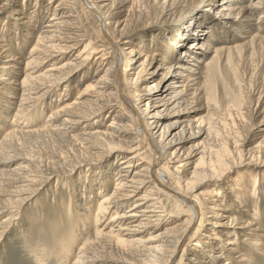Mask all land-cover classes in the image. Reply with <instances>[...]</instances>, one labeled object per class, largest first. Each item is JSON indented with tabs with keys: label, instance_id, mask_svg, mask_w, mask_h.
<instances>
[{
	"label": "bare ground",
	"instance_id": "bare-ground-1",
	"mask_svg": "<svg viewBox=\"0 0 264 264\" xmlns=\"http://www.w3.org/2000/svg\"><path fill=\"white\" fill-rule=\"evenodd\" d=\"M187 1L13 0L15 22H0L7 27L0 34V235L53 179L48 167L65 168L70 181L65 195L51 199L59 214L46 221L50 242L34 250L36 264H172L177 255L175 264L264 260L261 207L243 206L255 198L257 177L243 173L226 188L194 191L220 186L244 155L264 158V79L252 93L244 88L246 65L264 38L247 32L218 47L196 22L174 38H134L150 10L163 16ZM230 1L220 11L231 25L261 4ZM217 85L225 89L222 101L213 97ZM6 109L14 112L9 118ZM213 117L248 133L251 119L261 117L256 137L242 142L254 146L241 151L228 125ZM210 126L217 135L210 144L185 147ZM31 143L44 149L46 165L25 154ZM114 153L110 164L71 180ZM168 196L180 208L174 220L163 208Z\"/></svg>",
	"mask_w": 264,
	"mask_h": 264
},
{
	"label": "rangeland",
	"instance_id": "rangeland-1",
	"mask_svg": "<svg viewBox=\"0 0 264 264\" xmlns=\"http://www.w3.org/2000/svg\"><path fill=\"white\" fill-rule=\"evenodd\" d=\"M223 1L224 0H188L184 5H181L180 8H176L175 11L167 12L163 16H159V14L151 15L152 11L154 10L152 9V11L150 10L148 14H146V16L148 15L149 18L146 20L147 22L146 24H144L145 26L135 31L134 38L139 40L143 39L146 41L152 39L151 36L153 35H157L159 37H164V38L167 37L174 38L176 37V35H178L181 29L184 30V28L189 27L191 23L194 22H196V25H198V27H201L202 33L204 32V34H207V37H210L211 35L215 36L211 42H213V44L217 45L218 47L221 46L228 47L230 45L243 41L239 38V36L240 35L245 36L247 35L246 34L247 32L257 33L264 38V0H231L230 1L231 3H238L240 5H245L247 7H249V4L251 2H256V1L261 2V4L258 5L259 6L258 8H252L247 12L246 11L244 12L245 13L244 18L246 19H242L241 21L242 23L240 25H238L237 22L235 23V25L234 23H232L231 25V23L225 22V20L221 15L222 13L220 11L223 5ZM45 2L43 3V9L45 8L44 6L46 4ZM14 9H15V4L13 3V0H0V10H1L0 22L6 21V24L9 22L14 23L15 22V20H13V17H15ZM258 20L261 23L256 25V22ZM257 26H261L260 31L257 29ZM1 29L2 26L0 27V34L1 32L3 33L5 29H7V27L5 29L3 28L4 31L3 29L2 30ZM192 42H194L193 39L191 40V43ZM201 42H203V39L199 41H195V43L197 44ZM11 44L15 47L12 53H14L15 55L17 53L20 54L19 51L16 49L14 41H11ZM28 47L29 44L26 46V48H24L25 50L24 53L27 51ZM246 70L248 76L246 79V83L244 82V88L246 91L248 92L250 91V93H252L251 90H253V86H255L256 84L259 85L264 79V44L262 46V50L260 51L258 56H256V58L253 60V62L250 61V63L246 65ZM18 78L20 80V77ZM236 85L234 86L237 87ZM213 89H212L213 90L212 93H213V97L215 98V101H222V99H224L225 89H223L221 85H217ZM251 97L252 96H250V98ZM234 101L237 103V105H239L240 102L236 98H234ZM9 106L15 107V105H9ZM262 108H264V104H262ZM8 114L11 116L14 114V112L7 110L4 117L8 116L9 118ZM202 115H205V113H202ZM29 116L31 115H28L26 117L28 120L30 118ZM213 118H215L216 120L212 119V121L215 120L220 123H224L228 125V128L231 132L229 134V140H231L232 142L240 141L238 144L241 143L239 146L240 147L239 149L241 151L245 153L247 152L248 149L254 146L253 143H246V142L242 143V142L243 140L251 141L256 137L260 127L257 128L255 127V125L258 124L257 121L261 117L251 119L250 123L252 124L253 129L250 131V133H248L246 126H242L240 124L232 126L224 122L223 119L219 117L218 118L213 117ZM190 119L193 118L190 117ZM209 122L207 121L205 124H209ZM11 125L12 124L8 121L6 124H4V128H6V130H9L11 128ZM33 127H35L34 124ZM81 129L83 128L80 127L77 130L78 134L82 132ZM178 131L179 128H177L174 131V133ZM193 131L195 132L196 130ZM215 132H216V128L210 126L208 135L204 133L199 137H195L190 142H188L185 147L188 148L191 147L193 149L194 146L200 147L203 144H210L212 140L217 136ZM1 136L2 133H0V137ZM51 145L50 146L48 145V147L52 149H55V147L58 146V144L55 145L54 143H52ZM31 146L32 148L29 149L30 151H26L27 149L25 150V154L33 156L36 159H41V161L46 165L47 159L44 153V149L40 145L34 143H31ZM142 152L143 151H141V153ZM114 156L115 153L111 154L109 157L107 156L108 158L106 157L105 158L106 160L100 163V166L97 165L91 168L79 167L80 168L79 173L77 172L75 175H73V179L71 180H76L81 176V174L92 173L96 168L105 167L106 165L110 164L111 161H113ZM248 159L249 156L247 155H244L243 158L241 157L240 159H238L235 163L236 167L232 170L233 172L229 174V176L227 177L228 179L225 182H223L220 186L217 185L216 182H214L216 183V185L211 184V185L199 186L195 188L194 190L195 193L198 194L199 192H203L205 191L206 188L218 189L223 186L224 188H226L225 185H230L233 181H235L240 176H242L243 173L252 174L254 177H257L259 179V187L257 188L258 191L256 192L254 200H250V202L246 201L247 203H243V206L244 204H247L245 206L246 208L248 205L260 206L261 207L260 217L264 219V158L260 157L258 162H250ZM242 160L243 162H240ZM18 163L19 162L15 163L10 168H5V169L8 170L13 169L15 168V166L17 167ZM47 171L48 173L50 172L53 175V179L50 181V183L43 187L39 195L34 196L31 199V201L19 207V210H17L16 213L17 216H15V219H13L12 224L8 225L7 228L1 232L0 264H36L37 262L34 257V253L37 251L34 250L37 248L45 247V245L47 244L45 242H50V235H51L50 232L52 230V227L49 224H47L49 222L46 221H50L48 219H51L52 216L53 219L55 217L57 218L59 214L58 211L54 209V204L51 199L54 196V193L59 195L61 194L65 195L66 189L68 188L67 186L68 184H70L69 183L70 181L69 179H64L65 176L62 174L65 171V168L60 167V168L51 169L50 167H48ZM163 175L166 176L167 172L163 171ZM171 198L172 197L170 196L165 198V200L163 201V205H164L163 208L166 211V215L167 216L170 215L168 217L174 220L177 216L179 217L181 213H179L180 208L178 207V205H176L174 199L172 198L173 200H171ZM57 200L65 201L66 199L63 196L62 198ZM168 224L170 223H166V226H164L162 229L168 227L167 226ZM208 224H209L208 220H205V222L203 223L204 226L203 228L208 227L209 226ZM198 226H199V222H198V218L196 217L194 218V221L190 226V231L192 232V236L193 233L196 230H198ZM40 240L44 242L42 243ZM177 259H178V255L174 258L172 264H175ZM102 262H104V264L111 263V261H108L106 259H103ZM257 262L260 264H264V260L262 259H260V261ZM208 263H210L209 260ZM220 264H223V261L220 262Z\"/></svg>",
	"mask_w": 264,
	"mask_h": 264
}]
</instances>
